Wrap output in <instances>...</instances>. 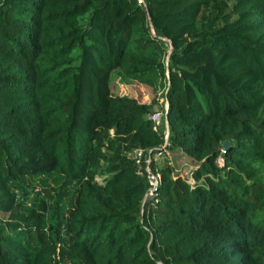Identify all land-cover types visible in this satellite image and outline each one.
I'll use <instances>...</instances> for the list:
<instances>
[{
  "label": "trees",
  "instance_id": "16d2710c",
  "mask_svg": "<svg viewBox=\"0 0 264 264\" xmlns=\"http://www.w3.org/2000/svg\"><path fill=\"white\" fill-rule=\"evenodd\" d=\"M0 264H264V0H0Z\"/></svg>",
  "mask_w": 264,
  "mask_h": 264
},
{
  "label": "rangeland",
  "instance_id": "374dc122",
  "mask_svg": "<svg viewBox=\"0 0 264 264\" xmlns=\"http://www.w3.org/2000/svg\"><path fill=\"white\" fill-rule=\"evenodd\" d=\"M110 91L113 95H126L135 98L141 103H148L154 98L151 88L136 82H129L124 80L118 74L117 70L112 71L110 74ZM154 99L156 101V107L154 111L162 109L163 103H161V101L164 98L159 94ZM158 161H161V164H167L168 166H170L174 174H179L181 177L188 178L191 181L190 172L195 164L190 158L177 152H167V154L163 155ZM16 190L18 192L17 197L19 200H22L23 210H25L30 206L31 201L30 199L24 200L22 191L18 189Z\"/></svg>",
  "mask_w": 264,
  "mask_h": 264
},
{
  "label": "built area",
  "instance_id": "2783aa9c",
  "mask_svg": "<svg viewBox=\"0 0 264 264\" xmlns=\"http://www.w3.org/2000/svg\"><path fill=\"white\" fill-rule=\"evenodd\" d=\"M141 2V0H139ZM161 103H163V108L162 109H158L155 110L151 115H150V119L152 120L153 124H154V129L156 130L158 127L160 126H164V140L167 141L168 138V129H167V122L164 121V116L165 113L167 111V107H168V103L165 99H163L161 101ZM141 151L136 150L134 151L133 157L136 159V162L139 161V158L141 157ZM167 154L166 149L164 148V146L160 147V150H158L157 152L153 153L151 156L149 155L146 159V172L148 173V175L150 176V189L148 190V192L146 193V197H153L154 196V191L157 188L159 181H160V176L159 174H156L155 176H153L151 174V168H150V163L151 161L155 162L158 159H160L163 155Z\"/></svg>",
  "mask_w": 264,
  "mask_h": 264
},
{
  "label": "water",
  "instance_id": "95a60500",
  "mask_svg": "<svg viewBox=\"0 0 264 264\" xmlns=\"http://www.w3.org/2000/svg\"><path fill=\"white\" fill-rule=\"evenodd\" d=\"M228 145H229L228 141L224 142V144L222 145V150L225 151L227 149Z\"/></svg>",
  "mask_w": 264,
  "mask_h": 264
},
{
  "label": "crops",
  "instance_id": "0c3cea01",
  "mask_svg": "<svg viewBox=\"0 0 264 264\" xmlns=\"http://www.w3.org/2000/svg\"><path fill=\"white\" fill-rule=\"evenodd\" d=\"M149 103V102H148Z\"/></svg>",
  "mask_w": 264,
  "mask_h": 264
}]
</instances>
